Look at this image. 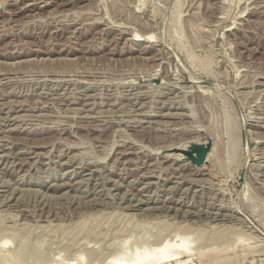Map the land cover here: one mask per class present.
Returning a JSON list of instances; mask_svg holds the SVG:
<instances>
[{
  "label": "rangeland",
  "instance_id": "obj_1",
  "mask_svg": "<svg viewBox=\"0 0 264 264\" xmlns=\"http://www.w3.org/2000/svg\"><path fill=\"white\" fill-rule=\"evenodd\" d=\"M41 1L0 0V264H264V0Z\"/></svg>",
  "mask_w": 264,
  "mask_h": 264
},
{
  "label": "bare ground",
  "instance_id": "obj_2",
  "mask_svg": "<svg viewBox=\"0 0 264 264\" xmlns=\"http://www.w3.org/2000/svg\"><path fill=\"white\" fill-rule=\"evenodd\" d=\"M35 1V0H34ZM40 1V0H39ZM48 3V0H46ZM43 2V4H47L44 3L45 1H41V3ZM54 2V1H53ZM38 4L36 2H31L28 3L26 5V8L30 9L32 7H37ZM25 7V6H24ZM27 10V9H26ZM133 38L136 39V37L134 36ZM149 38V37H148ZM147 39V38H146ZM150 39V38H149ZM165 114V113H164ZM171 115V114H170ZM15 120V118H14ZM199 168V167H198ZM1 236V234H0ZM1 238V237H0ZM3 239V238H2ZM1 239V240H2ZM22 242V241H21ZM4 243V242H3ZM159 243V242H158ZM163 243V244H167V242H162L160 241L159 245ZM25 243H23L24 245ZM161 245V249L160 251H158L157 253L153 254V252L147 250L142 254H136L134 256V258L129 261L126 262L124 260V257L122 255L117 256L115 259L113 260H109L107 261V264H153V262H155V264H187V261L190 259L191 257V253L189 246L187 247L186 243L180 242L174 245H170L169 247H165V245ZM25 246V245H24ZM29 247V246H28ZM226 247V246H225ZM27 248V247H26ZM179 249H182L183 252L186 254V260L181 261L180 260V252ZM222 249V248H221ZM22 250V249H21ZM20 250V251H21ZM27 250V249H26ZM213 250V249H212ZM220 250V249H219ZM223 250V249H222ZM22 253V252H20ZM217 255V254H216ZM40 257V256H38ZM219 257V256H218ZM3 258H7L8 259V255L6 257L3 256ZM1 258V259H3ZM220 258V257H219ZM37 259V257L35 258ZM41 260V258H40ZM37 262V261H36ZM41 262V261H40ZM2 263V262H1ZM67 263V262H66ZM215 264V263H212Z\"/></svg>",
  "mask_w": 264,
  "mask_h": 264
},
{
  "label": "water",
  "instance_id": "obj_3",
  "mask_svg": "<svg viewBox=\"0 0 264 264\" xmlns=\"http://www.w3.org/2000/svg\"><path fill=\"white\" fill-rule=\"evenodd\" d=\"M210 138H206L205 142L190 141L183 150L177 152L181 153L183 159L189 161L192 165L200 166L211 148Z\"/></svg>",
  "mask_w": 264,
  "mask_h": 264
}]
</instances>
